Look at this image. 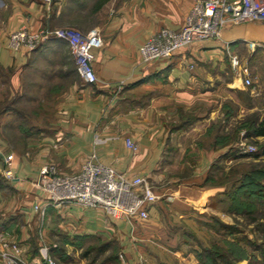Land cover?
Listing matches in <instances>:
<instances>
[{
  "label": "crops",
  "instance_id": "0c3cea01",
  "mask_svg": "<svg viewBox=\"0 0 264 264\" xmlns=\"http://www.w3.org/2000/svg\"><path fill=\"white\" fill-rule=\"evenodd\" d=\"M196 1L100 0L88 7L89 0L50 6L15 0L9 33L72 28L82 34L97 30L103 40L91 51L99 82L87 85L76 74L65 41L48 40L12 53L3 44L7 39L0 38V69L10 74L17 92L30 75L33 91L42 96L35 99L38 107L46 110L36 124L43 129L38 139L23 152L0 154L1 162L13 155L12 199L25 224H16L14 232L23 247L28 249L26 239L42 228L44 236L48 231L114 242L124 264H199L206 219L230 221L215 209L217 190L203 184L211 162L227 149L217 151L208 142L229 133L264 101V22L226 24L218 40L193 43L168 60L144 64L139 55L140 46L160 29L179 31ZM245 80L251 84L245 86ZM218 124L217 132H208ZM126 139L136 145L135 152ZM91 157L149 182L157 199L147 207L146 221L114 219L76 203L49 206L43 216L35 211L45 199L34 187L42 166L75 174ZM190 160L194 175L185 178ZM167 164L180 173L170 177Z\"/></svg>",
  "mask_w": 264,
  "mask_h": 264
},
{
  "label": "rangeland",
  "instance_id": "374dc122",
  "mask_svg": "<svg viewBox=\"0 0 264 264\" xmlns=\"http://www.w3.org/2000/svg\"><path fill=\"white\" fill-rule=\"evenodd\" d=\"M98 1L100 0H89L88 7ZM14 3L15 0H0V38L7 39L9 35L7 23ZM6 42L7 40L3 42L5 47ZM10 79V74L0 69L1 155L23 152L33 139H38L43 129L36 124L39 114L46 111L38 107L40 103L35 99L41 100L42 96L33 91L30 75L24 78L19 92L15 91ZM243 96L247 99L246 104L252 106L246 93ZM262 122L264 123V101L257 102V110L248 114L242 122L232 124L229 133L225 135L219 133L215 142H208L213 144L217 151L227 149L224 155L211 162L203 184L217 190L214 199L215 209L225 214L230 221L226 220L225 224L216 216L206 219L207 235L202 244L205 246L202 248H208L209 251L218 252L225 257L229 255L230 261L227 260V264H264V155L261 154L264 149V138L253 136L254 127ZM186 127L188 126L185 125ZM220 128L219 124L211 126L208 132L218 131ZM195 143L197 145L198 141ZM246 149L249 151L245 152ZM165 166L170 168L168 169L170 177L180 173L169 164ZM184 170L183 177L191 178L194 175L195 166L191 160ZM241 182L246 186L252 184L253 192L258 194L252 196L249 189L239 191L238 186ZM11 184L3 174L0 157V233L7 234L3 238L4 241L0 237V250L4 242L17 246L21 250V257L28 264H35L38 261L40 263L42 249L56 264H124L116 244L109 243L104 247L103 243L93 238L69 239L50 235L48 231L44 236L42 228L34 230V236L26 239L28 249L27 244L23 247L14 231L16 224L20 226L25 224L19 219L18 214L16 215L17 204L12 199ZM228 242L232 243L231 251ZM37 257L40 260L35 259ZM33 259L36 261L33 262ZM0 264H5L1 258Z\"/></svg>",
  "mask_w": 264,
  "mask_h": 264
},
{
  "label": "built area",
  "instance_id": "2783aa9c",
  "mask_svg": "<svg viewBox=\"0 0 264 264\" xmlns=\"http://www.w3.org/2000/svg\"><path fill=\"white\" fill-rule=\"evenodd\" d=\"M62 1L42 0L46 6ZM248 22H264V0H197L191 6L179 31L160 29L140 46L139 55L144 64L168 60L177 51L193 43L218 40L221 29L226 24ZM53 39L67 43L76 74L82 82L87 85L99 82L91 56L92 50L103 45L97 30L82 34L72 28L35 32L21 28L9 33L6 48L12 53H16L21 47L34 50L42 43ZM236 65L237 61L233 59L232 66ZM244 84L249 86L251 83L245 80ZM125 145L133 152L137 150L130 139L125 140ZM12 161V154L2 159L3 174L9 180L13 178ZM34 187L45 197L42 208L35 206V211L39 210L42 216L49 206L76 203L86 208L101 209L114 219L146 221L147 207L157 199L144 177L129 178L110 166L98 163L94 157L88 159L79 172L69 175L61 174L52 164L44 165L39 170ZM6 236L7 234L0 233L2 241ZM20 252L17 246L4 242L1 245L0 258L5 264H28ZM38 262L35 264H56L43 249L40 263Z\"/></svg>",
  "mask_w": 264,
  "mask_h": 264
},
{
  "label": "trees",
  "instance_id": "16d2710c",
  "mask_svg": "<svg viewBox=\"0 0 264 264\" xmlns=\"http://www.w3.org/2000/svg\"><path fill=\"white\" fill-rule=\"evenodd\" d=\"M246 124V122H245ZM253 136L255 137H264V123H260L257 126L254 127L253 129ZM262 155H264V149L261 152ZM246 182V179L244 180V183ZM242 184V182L239 184V191H246V189H249V193L252 196H256L258 193L253 192L254 190H252V184H247V186L245 184ZM237 187V186H236ZM236 189V188H235ZM253 212V210H251V213ZM223 225V224H221ZM223 227H225V229L227 228L225 225H223ZM73 239H78V238H73ZM109 243L115 244L114 242H106L103 243L104 247L108 246ZM228 247H230V251H231V247L232 243L228 242L227 243ZM230 253V252H229ZM231 254V253H230ZM197 257L199 259L200 264H213L214 262H220L223 264H227V260L230 261V256L228 255V257H225L224 255H220L218 252H213V251H209L208 248H201L200 252L197 254ZM242 257H239V260H241ZM229 263V262H228Z\"/></svg>",
  "mask_w": 264,
  "mask_h": 264
}]
</instances>
